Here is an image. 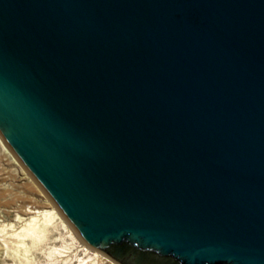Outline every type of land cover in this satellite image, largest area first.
Returning a JSON list of instances; mask_svg holds the SVG:
<instances>
[{
	"label": "water",
	"instance_id": "water-1",
	"mask_svg": "<svg viewBox=\"0 0 264 264\" xmlns=\"http://www.w3.org/2000/svg\"><path fill=\"white\" fill-rule=\"evenodd\" d=\"M0 137L115 264H264V0H0Z\"/></svg>",
	"mask_w": 264,
	"mask_h": 264
},
{
	"label": "rangeland",
	"instance_id": "rangeland-1",
	"mask_svg": "<svg viewBox=\"0 0 264 264\" xmlns=\"http://www.w3.org/2000/svg\"><path fill=\"white\" fill-rule=\"evenodd\" d=\"M20 164L5 156L0 143V241L5 244L10 254L4 260L0 259V264H91L86 261L94 258V252H99L86 246L65 218H62L65 226L62 222H53L44 228L40 238L34 241L31 237L25 238V245L21 248L14 244L13 239L5 238L4 232L9 228L8 225L14 223L16 215H23L25 206L51 203ZM68 229L73 231V237L69 235ZM98 264L115 263L99 260Z\"/></svg>",
	"mask_w": 264,
	"mask_h": 264
},
{
	"label": "bare ground",
	"instance_id": "bare-ground-1",
	"mask_svg": "<svg viewBox=\"0 0 264 264\" xmlns=\"http://www.w3.org/2000/svg\"><path fill=\"white\" fill-rule=\"evenodd\" d=\"M0 143L3 146L5 156L8 159L15 160V162H17V161L19 162V160L15 157V155L12 153V151L4 143V141L2 140L1 137H0ZM19 164H20V162H19ZM20 166H22V165L20 164ZM61 215L62 214L58 211V209L54 206V204H52V202L51 203L50 202L44 203V204H41L39 206H37L36 203H33L30 206H27V207L25 206V210H23V215L22 216L16 215L14 223L9 224L8 225L9 228L6 230L4 227H7V225H4L2 231L5 230V232H4L5 238L13 239V242H15L14 244L17 247L21 248L23 245H25V243H24L25 238L31 237V238H33V241H34V239L40 238L44 228L47 225H49L53 222H58V223L62 222V225H64L63 219H62L64 217H61ZM1 217L2 216L0 215V222L2 221ZM1 229H2V227H1ZM67 231L69 232V235L73 237V235H74L73 231L69 230V229ZM99 254L94 252V254H93L94 258H90L86 262L89 261L91 264H98L99 260L112 262L106 256H104L102 254H101L102 256H100ZM8 255H10L8 249L6 248L5 244L2 241H0V259L4 260ZM18 262H20V261H18Z\"/></svg>",
	"mask_w": 264,
	"mask_h": 264
}]
</instances>
